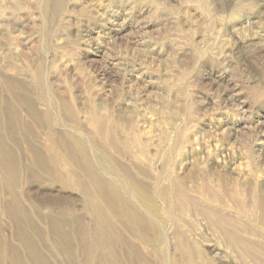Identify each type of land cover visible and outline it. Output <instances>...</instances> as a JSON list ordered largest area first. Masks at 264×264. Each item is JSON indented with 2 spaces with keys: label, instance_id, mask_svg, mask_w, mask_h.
I'll use <instances>...</instances> for the list:
<instances>
[{
  "label": "rangeland",
  "instance_id": "rangeland-1",
  "mask_svg": "<svg viewBox=\"0 0 264 264\" xmlns=\"http://www.w3.org/2000/svg\"><path fill=\"white\" fill-rule=\"evenodd\" d=\"M0 102V264H264V0H0Z\"/></svg>",
  "mask_w": 264,
  "mask_h": 264
},
{
  "label": "bare ground",
  "instance_id": "bare-ground-1",
  "mask_svg": "<svg viewBox=\"0 0 264 264\" xmlns=\"http://www.w3.org/2000/svg\"><path fill=\"white\" fill-rule=\"evenodd\" d=\"M19 102H20V101H19ZM26 102H27V101H26ZM24 103H25V102H24ZM30 103H32V102H30ZM0 104H1V102H0ZM20 104H21V103H20ZM3 105H5V106H4V110H5L7 113H8V112L10 113V112H11V108L9 109L8 106H7L5 103H4ZM21 105H23V104H21ZM24 106H25V105H24ZM10 107H12V109H13L14 106H10ZM14 108L16 109V107H14ZM22 108H23V107H22ZM30 108H31V105H30ZM23 109H24V108H23ZM13 110H14V109H13ZM2 112H3V111H2ZM2 112H0V113H2ZM12 112H13V111H12ZM12 112H11V114H12ZM15 112H16V111H15ZM19 112H20V111H19ZM17 113H18V112H17ZM17 113H16V114H17ZM29 114H30V113H29ZM6 115H7V114L5 113V116H6ZM19 115H20V114H19ZM31 115L33 116V114H31ZM9 116H10V115H9ZM13 116H14V115H13ZM13 116H10V117L13 118ZM15 116H16V115H15ZM15 116H14V118H15ZM34 116H35V115H34ZM34 116H33V117H34ZM1 117H2V115H1ZM7 117H8V115L6 116V118H7ZM9 122H10V121H9ZM11 122H13V120H12ZM10 124H11V123H10ZM1 129H2V127H1ZM3 129H4V127H3ZM1 141H2V140H1ZM1 153H3V152H1ZM1 153H0V154H1ZM3 155H4V154H3ZM8 155H9V154H8ZM2 157H3V156H2ZM8 157H9V156H8ZM3 159H4V158H3ZM10 160H11V161H14L12 157H10ZM7 162H8V160H7ZM10 166H11V165H10ZM11 167H12V166H11ZM12 170H14V169H12ZM13 174H14V173H13Z\"/></svg>",
  "mask_w": 264,
  "mask_h": 264
}]
</instances>
